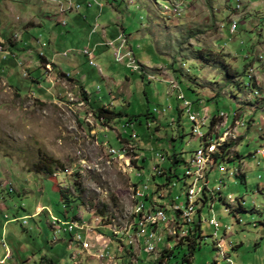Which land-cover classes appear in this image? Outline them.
<instances>
[{"label":"rangeland","instance_id":"rangeland-1","mask_svg":"<svg viewBox=\"0 0 264 264\" xmlns=\"http://www.w3.org/2000/svg\"><path fill=\"white\" fill-rule=\"evenodd\" d=\"M2 1L0 50L7 55L4 60L0 57V264H141V259L142 264H158L164 249L168 254L175 250L179 243L174 241L182 238V229L174 222L178 219L174 208L167 205L169 193H157L156 204L172 211L167 216L173 241L160 235L161 229L168 230L159 226L156 238L163 241L158 247L153 244L154 249L146 248L142 236L148 235L149 225H137V218L139 223L144 218L136 213L135 184L145 194L148 185L151 193L154 182L148 179L156 163L162 162L156 161V153L173 146L169 152L175 151L188 163L179 167L183 180L175 179L172 197L181 210H197L200 204L196 200L188 202L193 183L185 176L187 166L202 143L211 165L215 154L209 150L211 140H217L216 134L222 136L219 121L228 116L234 127L220 142L223 145L242 135L237 144L231 141L235 146L230 153L236 158L239 155L243 164L241 168L236 166L238 162H224L213 170L211 188L221 186L222 180L220 195L227 204L216 195L213 205L204 208V218L209 221L215 216L220 231L215 235V229L203 219L204 238L191 264H228L230 258L234 264H264V156L258 153L264 150V0H184V9L173 11L182 13L175 19L164 10L167 0H121L120 11H104L99 24L112 25L110 33L116 27H128L127 35L135 39L137 61L155 81L140 75L145 74L140 62L143 70L139 72L116 63L110 48L96 56L98 67L92 66L81 55L89 43L87 23L70 22L64 27L58 16L42 8V1L56 7L51 0ZM171 2L181 4L180 0ZM238 2L244 12L234 35L230 15ZM96 8L95 4L92 9L85 5L81 11L90 10V16ZM81 11L69 17L82 15ZM98 16L99 9L93 21ZM201 52L210 59L200 60ZM39 55L49 61L43 62ZM165 69L181 84L198 119L209 117L206 127L199 129L205 133L203 140L194 133L196 124L188 112L180 115L183 101L178 99L172 79L162 81L152 74ZM245 76L255 79L257 86L248 89ZM188 82L197 86L190 89ZM204 88L208 94L214 91L216 97L202 98L200 103ZM104 106L124 117L110 124L98 121L94 107ZM237 108L240 116L234 113ZM215 115H219L218 123L212 127ZM130 116H139L142 123L124 128ZM244 118L245 128L241 127ZM156 121L161 122L160 130ZM131 134L135 138L122 137ZM141 146L143 151L138 149ZM124 148L127 152L122 156L110 151ZM142 157L147 161L142 162ZM46 158L57 163L53 175L36 172L37 164ZM139 165L144 168L139 170ZM63 191L75 201L72 206L61 197ZM55 219L78 221L84 227L83 241L59 231ZM155 225L151 224L150 233ZM118 239L130 242L135 253L132 250L128 255L132 247L125 243L127 253L121 255ZM101 251L104 261L98 258ZM181 262L182 256L166 264Z\"/></svg>","mask_w":264,"mask_h":264},{"label":"built area","instance_id":"built-area-1","mask_svg":"<svg viewBox=\"0 0 264 264\" xmlns=\"http://www.w3.org/2000/svg\"><path fill=\"white\" fill-rule=\"evenodd\" d=\"M181 3L183 4L184 0H180ZM54 3H56L57 5V12L60 16L63 17V19L61 20V24L66 26V19H64L68 14H72V13H79L80 10L82 9V5L75 2L74 0H53ZM96 5L99 7V10L102 12L103 10V3L100 0H89V2L87 3L88 7H93V5ZM243 5L241 3L238 2L237 7L235 12L237 14H242L244 12L243 10ZM171 16H174V19L177 16H182V13H174L171 11ZM238 18H234L231 23V33L235 34L237 32V28H238ZM100 29V25L98 24V22L95 23L93 31L90 34V38L97 33V31ZM100 46H108L113 50L114 53V59L115 62L121 65H124L127 69L129 70H134V61L138 60V58L136 57V54L130 44V39L129 36L126 35L125 33H121L115 40H108L105 42H101L99 44H95L92 45L91 43H89L85 48H83L82 55H84L86 58H88V60L91 62V65L94 67H98L97 64L94 62V60L96 59V52L98 47ZM5 50H0V53H4ZM65 56H68V53H65ZM154 81V80H153ZM172 85H174V88L177 92H178V99L180 101H183V108H182V112L187 111L189 114V118L190 120L196 124L195 129H194V133L197 134V136L203 140V138H205V133L201 132L199 129L202 127H206V117L202 120L198 119V115H196L193 112V103L189 100L186 99L185 94L183 92V90L179 89V83L175 80L172 79L170 82ZM231 120V116H228V120H224V121H219L220 123V132L222 136H219L217 138V140H211V153H217L218 152V145H222V142H220V140L222 141V137H227L228 134V130H226L225 132H222L223 126L222 124L225 123V125L229 124ZM241 127H246V121L245 118L243 120V122L241 123ZM135 136V135H134ZM133 136V137H134ZM135 138V137H134ZM112 155H116V156H122L125 155L127 152V149H122V150H115V149H111L110 150ZM259 154H262L264 156V150H260L258 152ZM161 154H159L157 157H160ZM207 157L208 156H202L201 152H197V161L195 163V171L189 173V179H192V183L195 186V194L196 192H204V200H206V203H210V188L212 187L211 185V174L213 172L214 169L217 168V165H208L207 164ZM149 189L150 187L147 185L145 186V190L148 192L147 194H145L144 192L141 193V197H142V211L140 212L141 216L144 213L145 208H143V200H147L148 198H150L151 194L149 193ZM167 205H171L172 208H174V214H176V217H178V219L176 218V221L174 222H178V227L177 229H182V238L178 241H174L175 244L180 243L181 240L187 236L189 234V230L190 228L194 225V220H193V216L195 214H198V210L201 209V221L203 222V219L206 223H209L214 229H215V235L219 234L220 230L216 229V217H211V219L208 221L206 218H204L203 212H204V208L205 206H201L199 207L197 210H181V205L178 204L177 200L171 201L169 203H167ZM155 219H159L160 221V226H164L167 231L162 230L161 229V236H166L167 237V241H173L172 238H169V236H172V231L168 228V225L171 223V221H169V218H167L164 215V209L163 211L159 212L157 214V216L155 217ZM54 222H56V224H59L60 230H63L67 233L70 234H75L76 239L79 241V243H81L83 241L84 238V227H81L78 223V221H68V222H62L60 220L55 219ZM55 225V224H54ZM137 225H140L139 223V217L137 218ZM167 232V234H166ZM119 240V239H118ZM142 240L144 241V245L147 248L148 243H150L152 240H150V224H149V229H148V235L147 236H142ZM124 244L126 243L128 245V242H123ZM83 246V243H82ZM83 248L85 250L89 249V246H83ZM174 249V248H173ZM173 251V250H172ZM118 252L123 255L125 257V253L126 250L124 247H120V249L118 250ZM163 255V254H162ZM161 255V256H162ZM160 256V258H161ZM98 258L103 260V251L100 252ZM112 258V254L110 253V259ZM114 260H115V256H114ZM104 261V260H103ZM228 264H234L233 260L230 258V263Z\"/></svg>","mask_w":264,"mask_h":264},{"label":"trees","instance_id":"trees-1","mask_svg":"<svg viewBox=\"0 0 264 264\" xmlns=\"http://www.w3.org/2000/svg\"><path fill=\"white\" fill-rule=\"evenodd\" d=\"M103 1H105V0H103ZM106 1H108V0H106ZM77 2H79L82 5V8L85 6V4L83 2H81V1H77ZM118 11H120V10H118ZM67 18H66L67 24L64 27H67V25H68V19ZM92 31H93V26H92V29H89L87 33L91 34ZM116 35H113V37H114V38H112L113 40H115L118 37ZM100 47L110 48L108 46H106V47L100 46ZM97 55H100V54H97V52H96V56ZM199 56H200L199 59L200 60L203 59V61L204 60L208 61L210 59V58H208V55L204 54L203 52H201L199 54ZM0 57H1V60L2 59L4 60V58L6 57V54L0 55ZM39 59L42 60L43 62H45L47 60V58H45L43 55H39ZM244 75L245 74H242L241 76H244ZM245 77L247 78V80L245 81V84H246L245 86L248 89H251V88L257 86L255 79H251L250 76H245ZM69 78L71 79V77H69ZM82 92H83V95L85 97H87L88 93H87L85 87L82 88ZM86 100H88V99L86 98ZM105 107L106 106L94 107L95 108V118L98 121H101V122L106 123V124H110L112 121H116V120H119V119L124 117V115L121 112H115V111H112L110 108H108V107L105 108ZM181 113H183V112H180V115H181ZM234 113H237L239 115V113H240L239 108L235 109ZM218 116L219 115H217V116L215 115L214 117H212V123H211L212 127L215 126V123L217 122ZM151 117H152L151 114H146L147 119H151ZM138 119H139V116H130L128 122L123 124L124 128H126V129L134 128L136 121H138L139 123H142V122H140V119L139 120ZM159 122L160 121H156V123H157L156 129L157 130H160L159 124H161V122L160 123ZM232 122L234 123V120H232ZM209 132H210V130H209ZM206 134H208V133H206ZM133 136L134 135H132V134L130 135V137L129 136L126 137L125 135H122V137L126 140L132 139ZM136 137H137V135H136ZM239 139H241V136L237 140H230V141L223 143V145L219 148L220 152H217L213 155V160H212L211 165H217V167H218L219 165H221L224 162H230V163L233 162L234 164H236L238 162L239 164L236 166L242 168V161L243 160L240 159V156L237 155V158H238L237 159L235 156L231 155V153H230L233 146H235L231 141H234V143L237 144V141ZM159 140L163 141V139H159ZM167 142H168V140H167ZM167 146H169V144ZM138 149H139V151H143L144 147L141 146ZM172 149H173V146L170 147V150L168 147L166 149V152H164L165 149H163V151H162L163 153L162 152L156 153V158H155L156 161H158V159H159V157H157L159 154H161L160 157H163L166 160H164L161 163H159V162L156 163V165L152 169L153 175L151 177H149V179H148L149 181L154 182L152 192L150 193L151 194L150 198H148L147 200H143V202L145 203V206H146L145 207L146 212L148 214H154L155 213L154 215H156L159 210H160L159 212H161V211H163L164 208H165L164 211L166 212V214L168 212H172L170 208H168V207L166 208V206L162 205V204H156V202L154 200L155 195H157V193H162L163 190H166L169 193V195H167V200H169L168 202L174 201L175 199H174V197H172V190L176 187L175 179H177V181L183 180L181 178L178 170H179V167L182 163H185L187 165L188 162L185 159H183V157L180 154L175 153V151H173L174 153H170L172 151ZM146 161L147 160L145 159V157H142V162H146ZM41 162H42V160H40V162L35 167L36 172L39 174L46 173L48 175H53L54 171L56 169L57 163L53 162V160H48L47 158L45 160H43V162H42L43 164ZM143 168H144V166L141 167L139 165L138 169L141 170ZM140 174H142V177L145 175L143 173H140ZM240 174L242 176H244V173H242L241 171H240ZM185 176H186V174H185ZM159 179H161V182L158 183ZM138 188H140V187L135 184V189H138ZM212 189H214V188H210V197H211L210 203H206V200H204V192H202L201 195L199 196V198L196 200L197 204H200L199 207L205 206V205H206V207L209 205H211V206L213 205V203H214L213 198L215 197V195L218 192H217V188H215V190H212ZM188 192H187V194H188ZM61 197L64 200H67L68 206H72V203L75 202V201H71V199L66 195L65 191H63L61 193ZM220 198L222 199L224 205H226L227 199L223 196V194L220 195ZM141 201H142V199H141ZM156 205H158L159 207H157ZM186 205H187V202H186ZM154 209H156V210H154ZM151 210H153V211H151ZM65 222H68V221H65ZM194 222H195L194 225L189 230V234L181 240V242L175 247V250L173 249V251L169 252V254L166 253V249L163 250L164 254L161 256V258H158L156 260V262L158 264H166V263L170 262L171 260H173L174 258H177V257L180 258L181 256H182V262H181L182 264H191V260L194 258V255H195V253H196V251L200 245L199 242L204 238V236H203V222L201 221V209L198 210L197 219ZM147 225H149V224H147ZM150 227H151V224H150ZM154 229H155V227H154ZM71 236H73V235L71 234ZM165 238H166V236H165ZM119 244L121 245V247H125V248L127 247L126 244L123 243V241L119 240ZM128 246L132 247L131 250H128V252H129L128 255H131L133 253L132 250L134 249V247L132 246V244L130 242H128ZM175 252H177V254Z\"/></svg>","mask_w":264,"mask_h":264},{"label":"crops","instance_id":"crops-1","mask_svg":"<svg viewBox=\"0 0 264 264\" xmlns=\"http://www.w3.org/2000/svg\"><path fill=\"white\" fill-rule=\"evenodd\" d=\"M29 1H32V0H29ZM78 1H81V2H83L84 4H85V2L87 1V0H78ZM2 2H6V0H3ZM42 3H44V5H43V10L44 9H46L47 11H50L51 13H53V15H55V16H58L59 17V21L60 20H62L63 19V17L62 16H60V15H58V13H57V7H55V6H52V5H50V4H47V3H45L44 1H42ZM52 4H55V3H53V2H51ZM258 2H256V3H254L255 5L254 6H251L250 5V9L251 8H255V6H256V4H257ZM228 4V3H227ZM56 5V4H55ZM86 5V4H85ZM104 5H105V7H104V9H103V12H102V14L104 13V11H109V12H112V11H118V10H120V7L121 6H123V4L121 3V0H108V1H104ZM88 7V6H87ZM89 8V7H88ZM93 8V7H92ZM92 8H89V9H92ZM96 10V13H93L92 15H88V14H90L89 13V11L90 10H87V11H81V14L82 15H79V16H77V15H74V16H71V17H69V15H67L66 16V18L68 19V25H67V27H69V23L70 22H73V25H78V26H82V25H84L85 23H87V25L89 26H87L86 27V29H87V32H88V30L89 29H91V23H93V22H95V21H93L94 19H92L93 17H94V15L95 14H97L98 13V7L95 9ZM77 14H80V13H77ZM247 17V16H246ZM65 18V19H66ZM71 18V19H70ZM246 19V18H245ZM244 19V20H245ZM170 20H172V19H170ZM174 20V19H173ZM67 21V20H66ZM58 22V21H57ZM59 23V22H58ZM39 25H40V23H38ZM112 27V25H109V26H107V27H102L101 26V29H100V31L98 32V33H100L101 35H99L98 33L96 34V35H94L93 36V38L90 40L89 39V43H91L92 45H95V44H99V43H101V42H104V39L105 38H107V39H112V38H114L113 37V35H120L121 33H125L126 35H127V32H128V27H126V26H121L120 28H118V27H116V29H115V31L114 32H112V33H110L109 31H108V29L110 30V28ZM116 35V36H117ZM89 36H90V34H89ZM115 36V37H116ZM128 36H130V37H132L131 35H128ZM90 38V37H89ZM88 43V44H89ZM88 44H86L85 45V47L88 45ZM131 44H132V46H133V49L135 50V39L132 37V39H131ZM84 47V48H85ZM105 51V48H103V47H99L98 49H97V54H102L103 52ZM65 53L66 52H64V56H65ZM82 55V54H81ZM102 57H103V55H102ZM49 61V60H48ZM52 64H54V65H56L55 63H54V61H50ZM154 69H156V68H154ZM171 71H170V69H165V70H163V71H157V73H152V74H155L156 75V77H158L159 79H162V81L166 78H169V79H173V78H175L171 73H170ZM197 82H198V80L197 79H195ZM180 81H182L183 82V80L181 79ZM118 83H120V82H118ZM184 83V82H183ZM185 84V83H184ZM188 86H189V88L190 89H192L194 86H197V85H194L192 82H188ZM200 86V85H199ZM211 86H214V85H211ZM204 89H206V91H203V94H204V96L203 97H200L198 100L200 101V103H202L203 102V99L202 98H207V99H210V100H212V98H214V97H216V94L214 93V91H211L210 92V94H208V90H207V88H204ZM198 94V93H197ZM205 100V99H204ZM173 107H171L170 108V110L172 109ZM173 110V109H172ZM259 111H261V110H259ZM179 112H181V110L179 111ZM256 116H257V113H256ZM255 116V119L257 118ZM174 119V118H173ZM222 126H223V129L222 130H224V131H222V132H225L226 130H228L229 128H231V127H234V124H233V122H232V120H230V122H229V124H227V125H225V123L224 124H222ZM159 127H161V124H159ZM215 139L216 138H218L219 136L216 134L215 136ZM241 138H242V135H241ZM242 164H243V162H242ZM159 226H160V224H156L154 227H155V229L157 230L158 229V231L160 230L159 229ZM146 227V226H145ZM144 227V228H145ZM151 228H152V226H151ZM154 229V228H153ZM138 245V244H137ZM140 248H142V244L139 246ZM234 248H236V247H234ZM134 250H136V248L134 247ZM122 261H126V259H124V260H122ZM144 261V259H141V264H142V262ZM137 264H138V261L136 262Z\"/></svg>","mask_w":264,"mask_h":264},{"label":"bare ground","instance_id":"bare-ground-1","mask_svg":"<svg viewBox=\"0 0 264 264\" xmlns=\"http://www.w3.org/2000/svg\"><path fill=\"white\" fill-rule=\"evenodd\" d=\"M162 7V6H161ZM178 9H184L183 7V4L181 3L180 5H175L173 2H171V0H167V4H165V8L164 10H166V13L169 14L171 13V11H175V10H178ZM134 70H131L132 72H139V71H142V66L139 64V62L137 60L134 61ZM150 78V77H149ZM179 89L181 90L180 86H179ZM222 116H224V114H222ZM234 116H236V114H234ZM228 118V117H227ZM209 119V117L206 119V121ZM210 130V128H209ZM209 150H211V148H209ZM198 152H201L202 156H204V147H203V143H202V146L201 148L198 150ZM197 154V153H196ZM211 154V153H210ZM212 156H209V159L211 158ZM208 158V157H207ZM159 159L163 162L164 160H166L165 158L163 157H159ZM197 161V156H195V158L190 162V164L187 166V170H186V176L188 177L189 176V173L195 171V163ZM191 186V185H190ZM212 190H215L212 189ZM221 190H223V182L221 181V186L217 187V194L216 195H220L221 193ZM189 191V189H188ZM224 191V190H223ZM216 192V191H215ZM142 193V189L138 188V189H135L134 190V200L137 202L136 203V213L137 214H140V212L142 211V197L140 196ZM202 192H196L195 194V186L192 184V187L190 189V191L188 192L187 196H188V202L189 204H192L195 200H197L199 198V196L201 195ZM215 195V196H216ZM214 201H215V197L213 198ZM144 203V202H143ZM145 203L143 204V208H145ZM167 208V207H166ZM162 209V208H161ZM165 209V208H164ZM156 210V209H154ZM159 210V209H158ZM192 210V209H190ZM153 211V210H151ZM160 211V210H159ZM158 211V213H159ZM225 211H227V213H229V210L228 209H225ZM146 212V209L144 210V215H143V219H141V222L140 224H160V221L159 219H155V217L157 216L154 215V214H147L145 213ZM174 212V211H173ZM152 213V212H151ZM164 215L168 218L166 212L164 211ZM145 226V225H144ZM216 229L219 230L220 229V224L219 222L216 221ZM145 228L143 229V232H144ZM152 230V233H150V240H152L150 243H148L147 245V248H151V249H154L152 247L153 244H156V246L158 247V243L163 241V239H157L156 238V234L158 232V230L156 229H151ZM146 233V232H144ZM142 235V234H141ZM87 245L86 243H84V246ZM139 245V243H138ZM88 246V245H87ZM218 246H221V244L219 243ZM159 249V248H158ZM134 250V249H133ZM134 253H135V250H134ZM121 260V259H120ZM228 263H230V260H228Z\"/></svg>","mask_w":264,"mask_h":264},{"label":"clouds","instance_id":"clouds-1","mask_svg":"<svg viewBox=\"0 0 264 264\" xmlns=\"http://www.w3.org/2000/svg\"><path fill=\"white\" fill-rule=\"evenodd\" d=\"M75 1V0H74ZM102 3H103V5H104V1L103 0H100ZM51 2H53V0H51ZM75 2H77V1H75ZM89 2V0H87L86 2H85V4L87 5V3ZM132 2V1H131ZM54 3V2H53ZM77 3H79V2H77ZM56 4V3H55ZM80 4V3H79ZM88 6V5H87ZM56 7H57V5H56ZM98 7V6H97ZM104 7H105V5H104ZM104 7H103V9H104ZM90 8V7H89ZM98 9H99V7H98ZM81 11V10H80ZM102 12H103V10H102ZM102 12L99 10V16L96 18V20H95V23L96 22H98V18L102 15ZM58 13V12H57ZM80 13V12H79ZM59 15V14H58ZM230 17H233V18H237V17H240V14H237L236 12H235V10H234V13L233 14H231L230 15ZM229 17V18H230ZM65 19V18H64ZM95 23H94V25H95ZM98 24H99V22H98ZM94 25H93V28H94ZM100 25V24H99ZM100 29H101V25H100ZM100 29L97 31V33L100 31ZM96 33V34H97ZM95 35V34H94ZM93 35V36H94ZM93 36L91 37V38H89L90 40L93 38ZM90 37V36H89ZM107 38H105L104 39V42H105V40H106ZM108 40H113V39H108ZM107 40V41H108ZM131 44V43H130ZM11 45H14L13 43H11ZM131 46H132V44H131ZM132 48H133V46H132ZM111 49V48H110ZM83 50V49H82ZM112 50V49H111ZM134 50V49H133ZM135 52V51H134ZM3 54H6V52H4V53H0V55H3ZM81 54H82V52H81ZM136 54V53H135ZM7 55V54H6ZM84 56V55H83ZM85 57V56H84ZM137 57V56H136ZM88 59V58H87ZM139 60V59H138ZM140 62V61H139ZM51 63V62H50ZM141 63V62H140ZM142 64V63H141ZM121 65V64H120ZM143 65V64H142ZM124 66V65H123ZM144 66V65H143ZM144 69H145V74H140V75H142L143 77H145L148 81H153V80H150L149 79V76H151V75H149V74H147V72H146V67L144 66ZM153 76H155L156 77V75L154 74ZM157 79H159L158 77H156ZM174 79V78H173ZM155 81V80H154ZM178 82V81H177ZM180 86H181V84H180ZM182 88V87H181ZM183 90V89H182ZM183 92H184V90H183ZM184 94H185V92H184ZM181 112H182V110H181ZM211 120H212V117H211ZM211 123H212V121H211ZM218 123V120H217V122L215 123V124H217ZM247 127V126H246ZM245 128V127H244ZM241 136V135H240Z\"/></svg>","mask_w":264,"mask_h":264}]
</instances>
